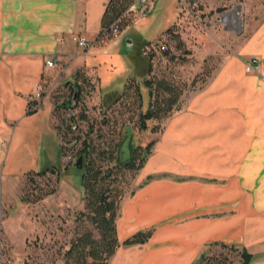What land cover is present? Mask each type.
Masks as SVG:
<instances>
[{
    "label": "crops",
    "instance_id": "1",
    "mask_svg": "<svg viewBox=\"0 0 264 264\" xmlns=\"http://www.w3.org/2000/svg\"><path fill=\"white\" fill-rule=\"evenodd\" d=\"M106 3L0 0V210L27 172L53 167L42 160L44 136L54 134L51 104L41 97L27 115L34 92L51 76L74 81L81 71L93 75L99 94L88 58L105 44L97 35ZM224 20L222 40L212 39L218 50L209 56L227 59L186 112L168 117L138 170L145 182L119 205V242L138 231L150 229L151 235L143 244L119 246L108 264H195L209 244L244 248L250 264H264V15L243 20L235 32L240 47L231 57L222 53L230 38V19ZM71 36L83 38L87 48ZM252 57L259 68L246 72ZM50 58L54 66L47 68Z\"/></svg>",
    "mask_w": 264,
    "mask_h": 264
},
{
    "label": "rangeland",
    "instance_id": "2",
    "mask_svg": "<svg viewBox=\"0 0 264 264\" xmlns=\"http://www.w3.org/2000/svg\"><path fill=\"white\" fill-rule=\"evenodd\" d=\"M232 11L236 16L231 17ZM263 15L264 0H196L195 3L155 0L148 14L128 21L130 27L116 39L102 40L105 44H100L98 52L88 58V63L96 66L99 94L93 75L88 78L81 71L76 81L71 75L55 81L57 75L47 78L37 100L44 96L49 100L52 108L50 124L55 135L50 132L44 136L42 160L55 166L56 173L27 174L5 194L0 210L1 255L11 264H63L62 254L70 240L83 229L90 228L81 216L84 210L80 170L84 159H81L79 170L75 167L78 158L75 154L81 149L82 141L95 150L91 158L97 150L119 142L126 143L129 149L143 147L149 142H153V146L157 143L168 118L147 121L145 131H139L137 127L138 114L147 105L146 89L142 86L146 76V55L152 54L151 72L147 78L153 86L157 81H163L174 92L181 93L178 110L169 116L173 117L187 111L194 96L209 86L227 59L219 53L209 56L217 48L212 39L222 40L226 16L230 19V38L223 45L226 52L222 49V53L231 57L240 47L241 33L236 36L235 32H240L243 20L257 21ZM169 25L171 33L167 35L163 31ZM238 59L244 62L242 58ZM82 77L86 81L81 84ZM132 77L135 78L124 95L113 103L124 83ZM51 82L53 85L50 86ZM74 82L80 86L77 94ZM136 87L141 99L136 95ZM72 94L78 100H73L70 105L77 104L74 114L68 115L61 105L71 100ZM167 97L157 90L154 100ZM163 108L161 105L160 109ZM80 112L86 116L84 121L78 118ZM125 126L129 132L126 137L122 134ZM67 127H73V130ZM152 127L160 131L153 133ZM68 157H71L70 161L66 160ZM137 174L138 171L124 172L118 179L115 186L121 195L119 205L124 196L145 182L139 181ZM229 247L209 244L204 253L211 258L209 264H240L238 253Z\"/></svg>",
    "mask_w": 264,
    "mask_h": 264
},
{
    "label": "trees",
    "instance_id": "3",
    "mask_svg": "<svg viewBox=\"0 0 264 264\" xmlns=\"http://www.w3.org/2000/svg\"><path fill=\"white\" fill-rule=\"evenodd\" d=\"M120 5L110 4L105 7L102 19L101 28L105 27L112 20V17L119 11ZM128 21H124L120 24L121 31L127 26ZM167 35L171 33L170 25L163 31ZM99 38V33L97 35ZM151 59L152 54L145 56V78L142 81V86L146 89L147 105L144 111L138 114V130H147V121L159 120L161 118L166 119L170 116L172 111L178 109V99L180 92H174L171 87L163 81H157L153 86V82L147 78L151 72ZM80 77V74L76 72L75 80ZM134 78L128 79L119 94L114 98L113 103H117L129 88V83ZM86 81L85 78H81V84ZM75 83V82H74ZM77 85V92L79 93L80 86ZM136 95L141 99V93L136 87ZM157 90H161L168 95L167 98L161 100H154V95ZM71 100L62 103L61 108L67 109L77 105H71L73 100H78L77 97L70 96ZM163 105L164 108L160 109ZM140 106V104H139ZM37 106L34 100H28L26 105V114H32L36 111ZM162 115V116H161ZM161 116V117H160ZM80 120H85L86 116L80 112L78 115ZM72 119V117H71ZM73 130V127H67ZM150 130L153 133L159 132V128L152 127ZM128 127L125 126L122 130V134L127 136ZM82 147L78 150L75 157L84 159V164L80 170V183L83 189V212L81 216L90 225L89 229H83L80 233L70 240L68 246L62 254L63 264H108L109 258L113 255L119 246H129L135 244L145 243L151 235V230L138 231L122 242L117 240L116 236V219L117 211L119 207V201L121 195L116 188L118 179L124 172H137L143 166L146 157L150 153V149L153 146V142L147 143L143 147H133L129 149L126 143L119 142L114 146L106 147L95 152V157L91 158L94 154V149L89 143L85 141L81 142ZM60 153L62 155V149L60 147ZM45 173L55 174V167L43 169L39 172H27V174L44 175ZM220 247H226L223 244ZM230 249L236 251L240 257V264H250L251 255L244 249H236L233 246ZM211 258L208 255L203 254L199 257L195 264H209Z\"/></svg>",
    "mask_w": 264,
    "mask_h": 264
},
{
    "label": "built area",
    "instance_id": "4",
    "mask_svg": "<svg viewBox=\"0 0 264 264\" xmlns=\"http://www.w3.org/2000/svg\"><path fill=\"white\" fill-rule=\"evenodd\" d=\"M155 0H107L106 6L110 4L120 5L119 11L112 17V20L105 27L101 28L99 31V38L101 40L111 39L117 36L120 32V24L124 21H131L134 18H143L149 11L152 9L153 3ZM182 3V0H178ZM196 2V0H190ZM71 40L80 48H86L87 42L80 37L71 36ZM47 68H52L54 66V59L50 58L45 63ZM259 68L258 60L255 57H252L248 63L245 64L246 72H256ZM39 90L34 92L33 99L36 102V106L39 105L37 98L39 97ZM67 114L73 115L74 109L72 107L67 108ZM71 157L66 158L67 161H70ZM0 264H11L10 260L7 257H4L0 253Z\"/></svg>",
    "mask_w": 264,
    "mask_h": 264
},
{
    "label": "water",
    "instance_id": "5",
    "mask_svg": "<svg viewBox=\"0 0 264 264\" xmlns=\"http://www.w3.org/2000/svg\"><path fill=\"white\" fill-rule=\"evenodd\" d=\"M234 12V11H232ZM225 15V14H224ZM241 27V26H240ZM75 167L78 168V170L81 168V158L78 157L75 162Z\"/></svg>",
    "mask_w": 264,
    "mask_h": 264
},
{
    "label": "bare ground",
    "instance_id": "6",
    "mask_svg": "<svg viewBox=\"0 0 264 264\" xmlns=\"http://www.w3.org/2000/svg\"><path fill=\"white\" fill-rule=\"evenodd\" d=\"M224 16H225V15H224ZM232 16L234 17V16H236V14L233 12L232 15H231V17H232ZM226 17H227V16H226Z\"/></svg>",
    "mask_w": 264,
    "mask_h": 264
}]
</instances>
